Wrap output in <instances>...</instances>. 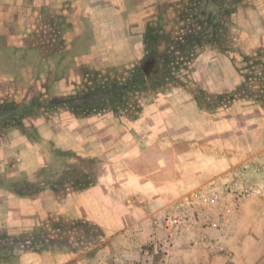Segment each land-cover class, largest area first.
I'll list each match as a JSON object with an SVG mask.
<instances>
[{
  "label": "crops",
  "instance_id": "obj_1",
  "mask_svg": "<svg viewBox=\"0 0 264 264\" xmlns=\"http://www.w3.org/2000/svg\"><path fill=\"white\" fill-rule=\"evenodd\" d=\"M216 4L0 0V264H264V178L258 177L254 194L236 214L224 254H211L182 238L156 263L142 252L153 238V219L193 186L184 179L180 187L176 179L194 173L180 171L178 156L162 148L177 143L172 129L179 124L114 121L108 123L111 131L85 130L78 139L95 136L91 151L78 149L71 158L85 164L68 168L66 149L51 148L49 138L56 136L50 134L47 109L40 106L76 95L74 89L88 76L86 83L96 85L131 81L145 62L158 64L169 52L174 62L158 80L184 81V66L196 87L194 92L180 87L179 96L193 97L195 90L222 93L228 83L241 87L245 81L261 91L264 0H242L234 36L202 46ZM149 28L160 35L153 50ZM256 125L264 128V121ZM101 134L126 146V152H117L113 141V148H100L103 140L96 144L94 139ZM250 148H264V139H253ZM245 157L235 156L223 169ZM164 160L174 163L164 169ZM164 172L176 184L163 187Z\"/></svg>",
  "mask_w": 264,
  "mask_h": 264
},
{
  "label": "rangeland",
  "instance_id": "obj_2",
  "mask_svg": "<svg viewBox=\"0 0 264 264\" xmlns=\"http://www.w3.org/2000/svg\"><path fill=\"white\" fill-rule=\"evenodd\" d=\"M239 2L241 4L242 0ZM239 8L240 6L237 13ZM236 17L237 14L232 25L227 27L228 38L234 36ZM177 64L175 63L174 67H177ZM188 69L182 66L185 77L182 82L156 79L148 88L129 95L124 90L114 87L123 82L119 84L103 82L99 85L88 84L86 83L90 78L88 76V79L84 83L82 82L81 88L74 90H76V95L87 90L96 94L95 90L101 88L98 94L90 97L93 101L92 108L73 104L69 107L61 105L45 110L51 118L50 134L56 136L49 138L51 148L56 144L57 147L65 148L66 153L70 155L67 161L68 168H73L77 164H85V161L75 160L74 157L71 158V155L79 154L80 151L77 150L81 148L83 150L81 152L91 151V138L95 136L82 135L83 139H78L81 137L80 133L83 134L85 130L90 133L96 132L97 135L111 131L112 129L109 127L112 126L108 123L114 121L168 120L176 122L179 125H175L176 127L172 131L176 132L174 136L177 137H173V141H177V143H164L162 148L164 152L174 153L178 156L176 163L180 171L194 173V177L190 178L179 176L176 180L180 187L185 186L186 180L184 179L192 180L193 186L180 195L176 193L177 195L173 197L176 199L173 200L170 208L161 212V215L175 214L181 205L192 201L200 203L202 206L204 204L206 208L216 212V204L222 203L228 207L232 203L233 192L237 195H246L241 203V206L245 205L255 192L254 185L257 183L258 177L264 178V148L258 151L250 148L253 139L257 140L258 136H260V141L264 139V128L256 125L264 121V88L254 92L255 84L245 81L241 87H235L234 84L228 83V89L222 93L212 94L204 90H195L193 97L179 96L180 87L188 92H194L196 89L186 76L189 72ZM169 70V67L162 68L160 75ZM169 78L174 79L172 76ZM102 90H104L103 93ZM121 91L123 93H120ZM60 118L61 122H59ZM184 122L189 124L190 128H183ZM102 125H104L103 129ZM96 126L99 128L95 129ZM102 135L94 139L96 144ZM241 137L242 143H240ZM77 140L81 142V145H78ZM99 140H103L100 148L104 150L113 148V141L117 152H126V146L124 147L119 142L116 143L115 140L109 141L106 137H101ZM237 142L239 144H236ZM239 154L248 158L223 169L225 162L234 159ZM170 163L173 164L174 161L164 160L163 168H170ZM168 173H165L162 179L163 187L166 188L173 182L176 184L175 179L171 178ZM237 213H235V217Z\"/></svg>",
  "mask_w": 264,
  "mask_h": 264
},
{
  "label": "built area",
  "instance_id": "obj_3",
  "mask_svg": "<svg viewBox=\"0 0 264 264\" xmlns=\"http://www.w3.org/2000/svg\"><path fill=\"white\" fill-rule=\"evenodd\" d=\"M229 4L231 15L227 26L232 25L239 7L231 1ZM233 194L234 200L228 207L226 204H216V212L206 208L204 204L202 206L192 201L181 205L175 214L156 216L152 222L153 238L149 246L143 249V254L153 257L156 263L161 262L169 254L175 241L182 238L188 239L192 245L203 246L211 254H224L226 241L234 233L235 213L246 198L245 194Z\"/></svg>",
  "mask_w": 264,
  "mask_h": 264
},
{
  "label": "trees",
  "instance_id": "obj_4",
  "mask_svg": "<svg viewBox=\"0 0 264 264\" xmlns=\"http://www.w3.org/2000/svg\"><path fill=\"white\" fill-rule=\"evenodd\" d=\"M217 5V11L216 15L214 17V24L212 25L211 31L204 36H202L200 40V44L203 46L210 45L214 42H217L220 40V38H228L227 34V24L229 17L231 15V9L229 2L237 4V6H240L239 0H215ZM153 35V31L151 28L148 29V32L146 36H149V39L151 40L150 46L153 50L155 47V42L157 38L160 36L158 33L155 32ZM189 55V53L187 52ZM190 56V55H189ZM175 56L173 54L166 53L164 56L160 58L158 61V64H150L149 61L145 62L142 66V68L139 70V73L134 76V78L131 81L123 82L119 85H115V89L118 90H124L126 94H132L139 90L146 89L150 86V84H153V82L158 79L159 75L161 74L162 68H168L171 63L174 62ZM152 67V69H151ZM101 88H97L95 90V93L98 94L100 92ZM104 90H102V93ZM91 93V94H90ZM119 93V92H118ZM120 93H123L122 91ZM119 93V94H120ZM90 94V95H89ZM94 92L88 90L84 93H81L76 96L64 98V97H56L52 98L50 101L40 105L43 106L45 109H51L58 106H71L73 104H80L81 106L85 108H92L93 107V101L90 98L91 95H96ZM205 95V94H204ZM124 105V101H123ZM39 106V107H40ZM121 112V110H119Z\"/></svg>",
  "mask_w": 264,
  "mask_h": 264
}]
</instances>
